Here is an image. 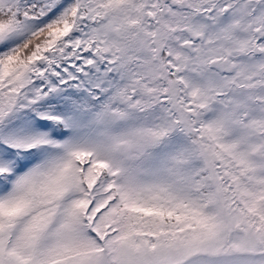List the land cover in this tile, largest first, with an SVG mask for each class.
I'll use <instances>...</instances> for the list:
<instances>
[{"label": "snow or ice", "instance_id": "snow-or-ice-1", "mask_svg": "<svg viewBox=\"0 0 264 264\" xmlns=\"http://www.w3.org/2000/svg\"><path fill=\"white\" fill-rule=\"evenodd\" d=\"M0 264H264V0H0Z\"/></svg>", "mask_w": 264, "mask_h": 264}]
</instances>
